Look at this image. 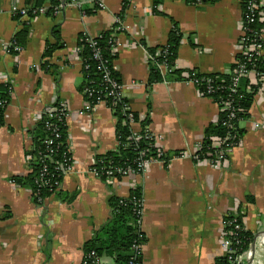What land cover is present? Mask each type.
<instances>
[{"label":"crops","instance_id":"1","mask_svg":"<svg viewBox=\"0 0 264 264\" xmlns=\"http://www.w3.org/2000/svg\"><path fill=\"white\" fill-rule=\"evenodd\" d=\"M123 0H80L54 15L16 19L25 0H0V84L10 101L0 126V264H81L83 245L110 217L108 199L142 191L140 264H214L223 256L224 219L240 214L252 243L264 242V86L257 92L240 143L223 162L194 159L206 128L215 124L218 107L191 82L164 80L148 85L147 51L140 44L164 45L173 22L182 34L174 68L203 74L225 73L234 64L240 35V0L191 5L186 0H131L123 13V31L114 59L121 77L120 94L129 110L149 117V131L165 152L180 151L165 166L153 161L140 174L103 182L89 173L98 154L114 150L116 118L104 104L88 110L83 93L80 33L90 38L112 28ZM29 23L25 47L10 50L11 40ZM55 25L64 46L49 61L60 67L58 80L41 69ZM264 55V48L262 50ZM248 79L255 83V75ZM65 107L72 168L63 174L61 190L71 202L46 197L41 205L29 187L12 178L29 171L30 130L48 107ZM149 106V107H148ZM137 128V127H136ZM139 128H137L138 130ZM252 197L253 200H249ZM104 261H108L104 259Z\"/></svg>","mask_w":264,"mask_h":264},{"label":"trees","instance_id":"2","mask_svg":"<svg viewBox=\"0 0 264 264\" xmlns=\"http://www.w3.org/2000/svg\"><path fill=\"white\" fill-rule=\"evenodd\" d=\"M131 0H123L122 9L116 16L123 20V13L130 5ZM217 0H186L188 4L200 5L214 3ZM69 0H25L24 14L17 13L16 19L27 17L31 19L36 16L34 10L45 6V14L54 15V7L65 5ZM154 12L157 10L161 0H152ZM241 19L245 18L248 0H240ZM251 14V13H249ZM253 22H246L248 28L247 36L252 38L253 34L264 30V5H259L253 12ZM23 28L13 36L11 43L20 48L25 47L29 23L22 21ZM121 24L114 22L112 28L102 31L98 36L90 38L85 33H80L77 38V47L79 48V57L82 62V83L79 90L83 93L84 100L88 101L90 108L99 102L111 110L116 118L115 135L117 146L114 150L104 154H98L94 157L93 167L100 171L99 179L103 182L109 181L105 170L110 167H136V159L140 152L144 157H154L156 160H162L166 166L169 161L180 155V151L165 152L162 148L153 146L149 138H145V128L149 124V117L140 116L136 112H131L127 100L116 91L110 94V83L105 81L104 72H108L111 81L121 84V77L117 70L113 69V60L116 55L113 51L114 37L117 32L115 29ZM120 30V29H118ZM53 40L47 42L43 53L41 69L52 75L54 80H58L60 67L49 61L54 51L64 46L59 35V27L55 25L52 32ZM182 34L178 25L173 22L172 28L168 33L167 41L164 45L148 46L144 41L140 44L147 51V63L149 69L148 85L164 80L161 75L160 67L165 65L168 69L166 77L171 81H190L197 79L196 88L200 94L211 98L218 107V117L215 124H210L204 134L200 149L197 151L198 159L209 158L213 154V140L222 138L223 144L220 146L225 152L229 153L233 147L238 145L243 137L244 129L240 122L249 117V110L259 91L260 84L252 83L248 77L240 80L239 84L233 86L232 76L236 67L235 64L225 73L203 74L196 69L182 70L174 68L177 55V49L181 43ZM94 43V47L91 44ZM162 54L156 56L157 50ZM94 50L99 52V58H94ZM243 62L242 57L239 58ZM246 70L264 72V55L246 62ZM234 88V90H232ZM10 90L7 84H0V126L4 123V113L8 102L10 101ZM228 103L225 107V103ZM56 108L62 109L52 114L43 113L35 126L30 130L32 139V148L27 153L30 171L26 176H16L12 180L20 186L29 187L32 192L33 201L41 205L46 197L56 195L64 202H71L75 195L64 193L61 188L56 186L41 185L39 179L49 180L53 184L57 181L62 182L63 173L59 169V164H68L71 153L68 148L67 126L63 112H66L64 106L56 102ZM149 107V106H148ZM129 114L131 116H129ZM131 126L139 128L140 138L133 140L130 138ZM58 134V137L54 135ZM52 139L47 145L44 141ZM46 166V172H42L43 166ZM253 200L252 197H248ZM142 201V191L140 187L132 188L127 197L111 196L108 199L110 207V217L95 231L93 237L83 245V261L81 264H91L93 258H89L90 252L95 253V257L104 261L103 264H135L141 263V254L135 250L132 245L143 243L146 240L145 234L140 226V203ZM235 218L240 225L242 217L240 214L229 216L226 219ZM231 227L226 226L229 232ZM233 246L237 252H242L250 247L253 242L254 234L245 229L233 230ZM214 264H236L228 260L226 256L217 257Z\"/></svg>","mask_w":264,"mask_h":264},{"label":"built area","instance_id":"3","mask_svg":"<svg viewBox=\"0 0 264 264\" xmlns=\"http://www.w3.org/2000/svg\"><path fill=\"white\" fill-rule=\"evenodd\" d=\"M67 5L79 6L80 0H69V2H67L65 5L55 6L54 7V14L59 13ZM259 5H264V0H248L247 11L251 14L246 13L245 18L244 19L242 18L240 20V35H239V38L237 39V42H236V54H235V59H234V64L236 65V67L233 71L232 83H233V86H236L237 84H239V82L242 78L248 77L250 73H253L255 75L256 82L260 84V88H259V91H260L262 89V87L264 86V72L255 73L254 71H247L246 70V62L251 61L256 57L263 56L262 50L264 48V30L261 29L259 32L254 33L252 38L249 39V37L247 36L248 28H247V25L245 23V20H246V22H253V20H254L253 12ZM45 8H46L45 6H41L34 11L37 12V14H42L45 12ZM19 12L24 14V12H25L24 8L17 11V13H19ZM115 22H118L119 24H121L120 27H117L115 29L117 32H115L113 34V37H114L113 51L115 52L114 54L117 55L118 46H119V40H118L119 37L118 36L122 33L124 27H123V20H120L119 18L116 17ZM118 29H120V30H118ZM91 46L94 47V43H92ZM21 49L22 48H20L19 46L13 45V44L11 45V48H10V50H12L14 52L21 51ZM94 51H95L94 52V58L98 59L100 57L99 52L97 50H94ZM78 53H79V48H78ZM160 54H162V51L160 49H158L156 52V56H160ZM240 57H242L243 62H240V59H239ZM162 66L165 67V65H162ZM113 69H115L114 60H113ZM104 79H105V81L110 83V91H109L110 94H114V93H116V91L120 92V85L118 83L110 80L107 71L104 72ZM188 82H191L194 86H196L198 80L193 79V80H190ZM232 90H234V88H232ZM99 103H104V102H99ZM86 105H87V108L89 110L90 104L88 101H86ZM227 105H228V103L226 102L225 107H227ZM64 109H65V107H64ZM60 110H62V109L58 110L56 108V106H51L45 110V113L52 114V113L60 111ZM61 114H63L64 118H66L67 112H63ZM129 116H131V115L129 114ZM148 125L145 128V138H149V140L152 141L153 146L158 147V145H157L158 138L156 136H154L149 131ZM54 136L58 137V134H55ZM130 138L133 140H138L140 138L139 129L137 130V128L135 126H131ZM68 139H70V135L67 131V140ZM44 142L47 145H49L52 142V139H47ZM222 144H223V139L220 137L215 138L213 140V143H212V146L214 149L213 154H212V156L207 158V159L211 160L212 165H217L219 162H223L229 154V153L225 152L222 147H220ZM68 148H69V144H68ZM143 155H144V153L140 152V155L136 159V167L135 168H132V167H126V168L110 167L109 169L105 170V174L108 176L109 181L110 182H116L119 179L124 178L126 176H129L131 174H140L141 172H143L147 168V166L149 164H151L153 161H156V159L154 157H144ZM193 158L198 159L197 153L193 156ZM93 164H94V159H93V161L89 167V173L92 176L99 178L100 171L97 170L96 168H94ZM59 167H60L59 169L62 170L63 174L68 172L72 168L71 158L69 159L68 164L60 163ZM42 172L43 173L46 172V166L45 165L42 168ZM39 182L41 185H44V186H52V185L56 186L55 189L61 187V183L59 184L57 181H55L53 184H51V183H49V180H47V179L43 180L42 178H40ZM141 203H140V209L138 210V213L140 215V219H139L140 223H141V208H142ZM232 215H236V214H232ZM232 215L229 214V215H227L226 218H228L229 216H232ZM226 218L224 219V231H223L224 233H223V239L221 241L223 256H226L229 261H231L232 263H236V264H264V242L263 243L256 242L254 244L253 250H251V248L249 247L248 249H246L242 252H237L236 248L233 246V243H232L234 238H232L231 236L233 235V230L244 229V226L242 224L240 225L238 220L235 218H232V219H226ZM226 226L231 227L229 232L225 229ZM263 238H264V235H263ZM140 245H141V243L133 244L132 247L140 253ZM95 256L96 255L93 251L90 252V254L88 255L89 258H93V260L91 261V264H103L104 263V260H102V259L100 260L99 258H96ZM83 259L84 258H82V261H83ZM86 262H87V260H86ZM86 262L83 261V263H86ZM135 264H139V263H135Z\"/></svg>","mask_w":264,"mask_h":264},{"label":"water","instance_id":"4","mask_svg":"<svg viewBox=\"0 0 264 264\" xmlns=\"http://www.w3.org/2000/svg\"><path fill=\"white\" fill-rule=\"evenodd\" d=\"M250 248H251V250L254 249V243L251 244Z\"/></svg>","mask_w":264,"mask_h":264}]
</instances>
